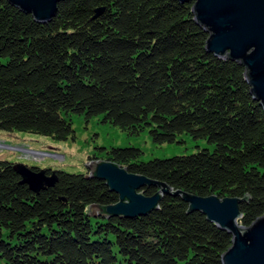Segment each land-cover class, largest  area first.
I'll return each mask as SVG.
<instances>
[{
    "label": "trees",
    "instance_id": "trees-1",
    "mask_svg": "<svg viewBox=\"0 0 264 264\" xmlns=\"http://www.w3.org/2000/svg\"><path fill=\"white\" fill-rule=\"evenodd\" d=\"M191 6L62 0L38 23L0 0V130L64 141L74 137L73 116L98 117L154 144L203 140L195 152L148 160L135 146L99 149L173 189L247 196L239 224L249 226L264 215V111L243 67L205 50ZM56 174L35 193L0 159V264H221L230 246L227 232L178 197L163 196L146 215L105 219L89 214L117 201L104 181Z\"/></svg>",
    "mask_w": 264,
    "mask_h": 264
},
{
    "label": "water",
    "instance_id": "water-1",
    "mask_svg": "<svg viewBox=\"0 0 264 264\" xmlns=\"http://www.w3.org/2000/svg\"><path fill=\"white\" fill-rule=\"evenodd\" d=\"M34 21H51L62 0H6ZM192 3L194 21L208 35L205 50L214 56L234 61L244 69V80L253 100L264 111V0H177ZM102 9L96 12L100 14ZM85 167L88 177L104 181L117 201L90 206V215L133 218L157 210L163 196L178 197L187 205V213L199 212L206 220L231 236L230 246L221 254V264H264V215L249 226L239 224L240 204L248 197H219L216 194L199 196L129 172L114 161L91 157ZM12 168L20 182L39 193L57 182L56 171L35 169L23 163ZM143 187H154L153 195H145Z\"/></svg>",
    "mask_w": 264,
    "mask_h": 264
},
{
    "label": "rangeland",
    "instance_id": "rangeland-1",
    "mask_svg": "<svg viewBox=\"0 0 264 264\" xmlns=\"http://www.w3.org/2000/svg\"><path fill=\"white\" fill-rule=\"evenodd\" d=\"M72 129L74 137L64 141L38 134L0 130V159L50 172L85 173L87 160L91 157L103 159L104 150L99 147L135 146L142 151L141 159L148 160L195 152L199 147L206 146L203 140L195 142L188 137L183 138L182 143L154 144L147 132L128 136L118 127L102 123L98 117L85 120L73 116Z\"/></svg>",
    "mask_w": 264,
    "mask_h": 264
}]
</instances>
